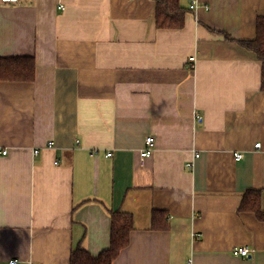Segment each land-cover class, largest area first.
I'll return each mask as SVG.
<instances>
[{"label": "crops", "instance_id": "0c3cea01", "mask_svg": "<svg viewBox=\"0 0 264 264\" xmlns=\"http://www.w3.org/2000/svg\"><path fill=\"white\" fill-rule=\"evenodd\" d=\"M181 5L183 26L161 29L155 0L0 2V58L36 65L0 82V264L97 256L114 211L134 224L114 264H264V221L239 210L250 188L264 210L262 64L240 43L264 0Z\"/></svg>", "mask_w": 264, "mask_h": 264}, {"label": "trees", "instance_id": "16d2710c", "mask_svg": "<svg viewBox=\"0 0 264 264\" xmlns=\"http://www.w3.org/2000/svg\"><path fill=\"white\" fill-rule=\"evenodd\" d=\"M156 23L161 29L181 28L184 24L186 9L181 0H155ZM244 47L252 50L262 64V87L264 92V16H260L256 25V37L252 40L240 42ZM36 65L33 57L14 56L0 58V82L32 81L35 77ZM263 190L247 189L240 202L241 212L254 213L264 221L262 209ZM169 213L165 210H155L152 215L153 230H167L170 222ZM134 230L131 215L121 211H114L111 222L110 247L97 256H93L84 248H77L71 254L70 264H114L122 252L130 244V235Z\"/></svg>", "mask_w": 264, "mask_h": 264}, {"label": "built area", "instance_id": "2783aa9c", "mask_svg": "<svg viewBox=\"0 0 264 264\" xmlns=\"http://www.w3.org/2000/svg\"><path fill=\"white\" fill-rule=\"evenodd\" d=\"M128 1H133V0H128ZM2 4H7V5H15L19 3V0H0ZM199 8V0H189V9L191 12L197 10ZM206 9H209V7H205ZM196 58L195 56H192L190 58V68L193 69L195 65ZM155 146H156V141L153 136H148L145 140V148L141 152V158L142 160H145L148 157H151L155 151ZM49 148L54 147V143L50 142L49 145L47 146ZM257 147H260V144H257ZM35 153H38L39 150H35ZM8 154V150L6 149H1L0 148V156H6ZM108 156H111V154H108ZM196 158L199 157V155L195 156ZM243 158V154L241 153H235V159L236 161H240ZM193 164L188 163L187 167L192 168ZM233 254L236 256H241L243 258L248 257L250 254V249L248 247H243V248H238L236 247L233 250ZM11 264H16V261L11 262Z\"/></svg>", "mask_w": 264, "mask_h": 264}, {"label": "bare ground", "instance_id": "6f19581e", "mask_svg": "<svg viewBox=\"0 0 264 264\" xmlns=\"http://www.w3.org/2000/svg\"><path fill=\"white\" fill-rule=\"evenodd\" d=\"M236 160V159H235Z\"/></svg>", "mask_w": 264, "mask_h": 264}]
</instances>
